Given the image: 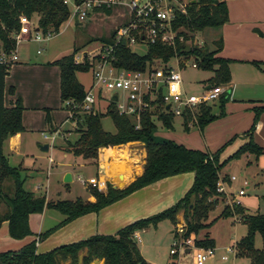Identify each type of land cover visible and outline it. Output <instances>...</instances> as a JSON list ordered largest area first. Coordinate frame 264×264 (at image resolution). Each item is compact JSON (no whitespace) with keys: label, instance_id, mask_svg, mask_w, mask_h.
Here are the masks:
<instances>
[{"label":"trees","instance_id":"16d2710c","mask_svg":"<svg viewBox=\"0 0 264 264\" xmlns=\"http://www.w3.org/2000/svg\"><path fill=\"white\" fill-rule=\"evenodd\" d=\"M85 0H73L81 4ZM113 8L96 9L94 12L110 15ZM70 9L64 0H0V52L9 55L16 49L17 38L28 39L29 34L20 32V19L26 18L31 22L36 18L34 30L42 35L58 34L63 24L69 19ZM228 21V12L225 2L219 0H190L185 6V13L175 11L172 29L176 33L172 44L156 40L146 43L144 53H137L128 46L118 43L114 46L112 65L118 70L152 71L155 67L171 64L175 58L191 57L196 67L212 71V76L206 82L212 86L224 85L230 81V63L232 60L218 55L222 48V39L210 43H192L196 34H204L207 30L217 29ZM114 33L108 39H100L102 44H111ZM77 49L69 54L62 55L51 63L59 68V94L62 107L72 111V121L76 122L78 137L67 141L65 150L74 156L94 160L102 147L124 144L130 141L142 140L145 149V159L142 173L123 188L113 187L107 183L105 190L86 186V191L94 197L93 201L82 198L57 199L47 201L45 195H36L25 190L24 178L21 170L11 167L3 152L4 142L12 135L24 130L22 112L24 105L20 97L4 104L5 76L9 64L0 62V226L6 221L8 234L13 239H23L33 235L29 227V215L41 213L44 208H51L61 213L64 218L55 227L58 228L76 217L89 212H97L103 207L120 200L132 192L147 186L165 177L193 172V181L187 191L170 207L137 219L118 229L115 234H94L85 239L59 245L45 252L37 251V242H40L55 228L37 234V238L22 245L18 250L0 252V264H61L69 261L70 264H90L93 260H101L102 264H151L140 253L135 232L149 226H156L162 219H168L172 225L173 236H177V214L182 211L184 219L182 238H189L192 234L204 231L200 238H194L198 247H214V239L207 229L209 212L214 209L219 196L217 182L220 180L219 171L222 166L231 160L246 153L258 156L262 148L252 139L241 144L224 161H219V154L224 148L221 146L215 152L193 149L171 139L158 140L154 135L155 120L171 129L174 115L162 111L161 96L158 93L155 108L140 114L139 121L128 115L118 114L113 102L109 103L105 112H81L78 105L86 91L77 79V72L88 71L92 68L99 56L91 60L84 54L83 61L74 60ZM258 64L257 62H254ZM182 67L181 64H179ZM13 93V87H10ZM224 96L220 97V108H223ZM70 102L74 107L68 105ZM253 123L249 133L255 128L258 115L264 111V106L254 107ZM222 113V111H221ZM220 113V114H221ZM219 114V115H220ZM104 115L111 117L115 132L103 129L101 118ZM217 116L212 113L208 104H201L192 114L185 110L182 114L183 127L196 120L200 130ZM49 122V117H46ZM138 125V126H137ZM137 126V127H136ZM228 143V142H227ZM86 185V184H84ZM221 215H237L246 225V233L234 245L237 256H247L249 264H264V211L249 212L240 203L226 205ZM259 233L263 239L261 248L254 245V236ZM173 237V238H174ZM177 258V254L172 255Z\"/></svg>","mask_w":264,"mask_h":264},{"label":"crops","instance_id":"0c3cea01","mask_svg":"<svg viewBox=\"0 0 264 264\" xmlns=\"http://www.w3.org/2000/svg\"><path fill=\"white\" fill-rule=\"evenodd\" d=\"M219 1L225 2L227 6L228 21L217 29L209 30V35L211 37L210 42L218 39H222V48L218 53V55L232 60L230 63L231 78L227 84L223 85L225 91L229 92L228 95H226V92L223 95L224 96L223 108L222 109L220 108V97L222 95L219 97L218 100L208 102L207 104L211 106L212 113L217 116L212 122L219 120L220 117L222 116L223 117L226 116V114H228L230 111V106L236 108L241 118H240L239 126L236 127L234 126L228 133H226L225 141L224 142L221 140L218 141L217 148L215 149V151L218 150L224 144H226L224 145V148L219 154V161L222 162L229 155H231L241 144L248 141L249 135L251 134V139L262 148L263 152L258 156H255L254 154L251 153H246L241 155L240 157L246 156L248 163H253L256 169H258V171L264 176V111H261L259 113L258 119L255 124V128L252 133L251 132L249 133V128L253 123V118L255 115L253 108L264 106V0H219ZM34 19L35 18H32V20ZM69 21L70 19H68L64 24H66ZM206 33L207 31L205 32V34ZM25 40L28 39H22L21 41H25ZM14 52H15L14 53V58H15V56L17 57V53L16 51ZM254 62H257L258 64H255ZM174 63L175 60H173L172 64ZM209 86L210 84H208L205 81L203 90L208 88ZM5 87H6V83H5ZM58 87H59V77H58ZM239 89L242 90L241 93ZM17 97L20 96L15 95L11 97L9 100V104ZM215 103H218L217 112L216 111L214 112L212 107ZM4 104L8 106L5 102V89H4ZM24 110H25V106L23 111ZM98 111L100 110L98 109ZM180 118L182 119V125H183V118L182 117ZM70 121L72 123L73 129H75L76 122L72 121L69 118V112H68V115L66 116L64 122H70ZM46 122L45 124H48ZM22 123L24 130L10 136L4 142L3 152L7 158L8 164L11 167H17L21 170L20 171L21 175L24 178L23 181L24 189L31 191L36 195H42V192L41 193L37 192L42 188L43 186L42 183H38L39 186L38 189L35 188L30 189L27 187V184L31 179L36 180L38 174L43 172L44 167L42 166H46L47 170L50 169L49 166H51L52 168L53 160L51 157H49V164L47 165H45L41 160L45 153L49 152L51 149L57 148V145L56 143L53 144V142L50 143L47 137L42 138L38 134L32 136L34 134V131L31 128L26 127L23 121V116H22ZM191 125H196V124H190L189 126ZM59 126L55 125L53 128H51V130L53 131L52 139L54 140L56 137L54 132L56 131V129H58ZM40 134L42 135L46 133L44 130H42ZM67 141L68 140L65 141V146ZM133 142L130 141L125 144L102 147L98 151V157L94 160L83 159L81 157L74 156L70 152L66 151L65 147L63 149L58 148L60 151L70 154L73 158V161L68 162L66 164H61L60 166H62V169L55 170L54 173L55 175H58V177H60L62 181L64 175L67 172L70 173L71 175V180L69 182L73 181L74 178L76 179L82 178L86 180L87 178L82 175L81 168H83L84 166H93L95 168L96 173L95 175H90L88 178L92 176L96 178H101L104 179L106 183H111L112 185H115L118 188L122 187L123 185L125 186L129 184L132 180H134L137 176H139L143 171V165L145 159V149L143 142H138L140 143L139 147L135 145L131 146V143ZM46 143L48 144V150L47 152H42L38 148V144H46ZM178 143L184 144L182 142H178ZM184 145L189 148L198 149L195 147L188 146L186 144ZM137 151H139V154L137 153ZM137 154L140 157H138ZM237 159L231 160L228 163L231 164L232 161H235ZM118 172H119L118 175L119 177L121 175L120 173L127 174L128 179L125 183L123 184L115 183L114 179L116 177L114 176L113 173H118ZM193 176H194L193 172H186V173H181V174L162 178L132 192L131 194L127 195L126 197L118 201H115L103 207L97 212H89L79 217H76L73 220L55 229V231L51 233V237H52L50 238L51 240L49 242H46L47 244H43L44 242L41 243V241L37 242L36 243L37 251L45 252L59 245L85 239L94 234H106V235L115 234L118 231V229L125 226L126 224H129L137 219L144 218L146 216L162 211L173 205L180 197L183 196V194L190 187L193 181ZM219 176H220V180L231 188L232 181L229 179V177L231 176L230 173L227 172L223 173L221 172L220 169ZM36 181H40V180H36ZM69 182H64V183L68 184ZM262 184L264 186V180ZM249 185L250 182H248L247 187L241 186L239 188V189L243 187L245 188V194L242 196L248 194L247 189ZM83 186L86 188V185L83 184ZM233 191L237 196L238 191L236 192L235 189ZM256 191H254L256 192L254 193V196L258 197V199L260 197L264 204V188L262 190L256 189ZM45 193L46 191L44 192V194ZM45 197L47 201L54 200V199H50L47 196V194H45ZM140 197L144 198L143 202L134 201L135 199ZM237 197L239 198L241 196H237ZM84 199L93 201L94 197L87 192V195ZM239 202L243 207H245L244 206L245 203H242V201ZM246 209L251 213L255 211L263 212L264 205L263 206L258 205L254 211H251L248 208ZM177 217H178L177 223L179 221L184 220L182 213H180L179 215L177 214ZM63 218L64 216L61 213L51 208H44L43 211L38 214L36 213L30 214L29 227L33 235L27 236L23 239L11 238L8 234L7 222L6 221L2 222L0 226V252L6 250H12V251L18 250L22 245L30 242L33 239H36L37 234L45 230L55 228L63 220ZM228 218L231 225H234L237 222V221L233 222L231 216H229ZM219 220L222 219H216L212 222H207L210 223V227L207 229V231L209 232L212 238L213 236L210 230L211 226L215 221H219ZM239 222L243 223L242 221ZM147 230L148 228L136 231L134 237L137 241V244H139L138 247H140L139 250L141 255L148 262H151V264H153L154 262L145 256V249L143 247L144 244L143 238H146ZM172 230H171V235L173 238L174 236L172 234ZM245 230H247V228ZM245 233L243 235H245ZM237 241L238 240L236 239L231 241V243L225 248L226 259L222 258V256L224 255H221L219 257V259L222 262L233 261L234 258L237 256L236 251L232 253L231 251L227 250L228 248L233 247ZM214 242H215L214 245L215 253L213 256L209 257L205 261V263L216 256V251L218 248H216L215 239ZM261 247L262 245L256 248H261ZM168 258L169 259L167 260V264H178V256L177 258H173L172 255L169 253ZM61 264H70V262L64 261ZM94 264H102V261L98 260V262ZM188 264H192V260Z\"/></svg>","mask_w":264,"mask_h":264},{"label":"rangeland","instance_id":"374dc122","mask_svg":"<svg viewBox=\"0 0 264 264\" xmlns=\"http://www.w3.org/2000/svg\"><path fill=\"white\" fill-rule=\"evenodd\" d=\"M175 1H179L181 4L186 5L190 0ZM128 20V10L126 7L122 6L113 8L110 15L91 12L84 21L76 22L70 20L61 27L58 34L52 35L50 38L41 37L42 40L37 42L33 40L34 28L36 26L35 18L31 21L32 31L28 40L17 43L15 49L17 57L15 56L12 63L9 64L8 73L5 76V102L9 105L11 97L15 95L20 96L22 98V103L25 106V110L22 113L23 121L26 127L31 128L34 131L32 136L38 134L42 138L47 137L50 143L53 142V144L56 143L57 145V148L51 149L49 152L45 153L41 160L47 165L49 164V157H51L53 160L52 168L49 166L50 169L47 170L46 166H42L44 167L43 172L38 174L36 179L40 181L31 179L27 184L28 188L38 189V183H42V188L37 192H42V195L47 194L50 199L54 200L76 199L78 197L84 199L86 197L87 191L83 186L81 179L74 178L73 181L65 184L61 178L54 173L55 170L62 169V166H60L61 164L73 161L70 154L64 153L59 149L65 147L66 140L73 142L79 134L76 129H73L71 121L64 122L68 115V110L62 108L63 105L60 100L58 87L59 68L51 62L62 55L71 53L74 48L77 49L75 56H77L81 62L83 61L84 54L89 60H91L102 44L99 40L108 39L118 27L128 22ZM210 41L211 37L209 35V30H207L206 34H196L192 43L201 44L210 43ZM130 48L137 53H144L146 44H133ZM178 61L179 64L182 65L180 73L184 90L188 94H200L203 90L204 82L212 76V71L192 67L191 57L186 59L178 58ZM76 76L85 91L93 86L92 68L88 71L77 72ZM215 86H221L224 88L223 85ZM10 87H13V93L10 92ZM95 87L96 86L93 87V91L97 94L99 89ZM239 91L240 93L242 92L240 89ZM228 94L229 92L226 91V95ZM101 95L102 99L100 104H96V107L99 106V108H97L101 112H105L109 93L102 90ZM223 95L224 94H222V96ZM215 104L212 107L214 112H217L218 103ZM47 116L49 117V122H46ZM240 118L241 116H239V112H237L236 108L230 106V111L226 116H222L219 120L214 122H212V120L210 123L206 124L202 130L196 125H191L188 130H185L182 125V119L179 116H175L172 129H166L160 121L155 120L156 127L154 135L158 140L171 139L212 153V151H215L217 148L218 141L221 140L224 142L226 139V133H228L234 126H239ZM45 122L48 124H45ZM55 125L61 126H59L54 132L56 135V137L54 136V140L52 139L53 131L51 128ZM101 125L106 131L115 132V126L110 116L104 115L101 118ZM42 130H44L46 134L41 135L40 132ZM138 142L143 141L136 140L131 143V146L135 145L139 147L140 143ZM137 153L139 154V151H137ZM138 154L137 156L140 157ZM81 171L82 175L87 179L90 175H95L96 173L93 166H84L81 168ZM221 172L235 175L237 179L231 182L232 189L226 184L223 185L226 194L219 196L214 209L209 212L206 222H212L216 219L222 220L215 221L211 226L210 230L216 241V248L218 249L216 251V256L213 259L208 260L205 264H249V258L247 256H236L233 261L228 262H222L219 259L221 255L226 254L225 248L231 243V241L235 239L239 240L246 231L245 225L239 222V216H231L233 222L237 221L234 225H231L228 220L229 216L221 215V213L226 205L231 208V204L240 203L239 201L245 203L244 206L251 211H254L258 205L263 206L262 199L260 197L259 199L258 197H255L254 193L257 192L256 189L262 190L264 188L262 184L264 176L258 171V169H256L253 163H248L246 156H242L239 159L232 161L231 164H225L221 167ZM114 180L116 184H123L122 179L120 180L118 177ZM244 181L250 182L247 189L248 194L238 198L233 190L235 189L237 192L241 186H244ZM85 184L86 186H91L86 182ZM123 187L124 185L119 188ZM45 191L46 193L44 194ZM143 200L144 198L140 197L134 201L143 202ZM0 208H2L1 205ZM180 213H182V211L179 212L178 215ZM184 225V220L179 221L176 223V228L184 227ZM172 228L173 225L168 219H162L155 227H148L146 238H143V247L145 249V256L153 261V264H167L169 250L174 239L171 235ZM55 229L48 233V235L41 240V243L44 242L43 244H47L46 242L51 240V233L55 231ZM202 234L203 231L200 230L197 234H192L189 238H200ZM262 243L263 239L261 235L256 233L254 236V245L260 247ZM191 260L192 250L188 253L179 251L178 264H188ZM93 262L94 261L90 264H94Z\"/></svg>","mask_w":264,"mask_h":264},{"label":"built area","instance_id":"2783aa9c","mask_svg":"<svg viewBox=\"0 0 264 264\" xmlns=\"http://www.w3.org/2000/svg\"><path fill=\"white\" fill-rule=\"evenodd\" d=\"M64 3L70 9L69 19L76 22L84 21L96 9L122 6L126 7L129 13L128 22L116 29L113 43L101 44L95 54L99 58L92 66L93 86L86 91L78 105L81 112L89 113L98 110L96 104L99 105L102 99V90L109 93L107 103L113 102L118 114L132 116L137 122L142 112L152 111L155 108L153 102H155L158 93L161 96L162 111L182 117L185 110L193 114L201 104L218 100L226 92L221 86L210 85L200 94H188L182 86L177 58L174 59V64L157 66L152 71L118 70L111 63V60L114 59V46L122 43L123 40L126 41L128 47L139 43H154L156 40L172 44L176 36L172 29L175 11L185 13V4L175 0H85L81 4H75L73 0H64ZM20 23L21 33H31L30 21L21 18ZM41 37L50 38L51 35L44 36L39 31H34V41H41ZM19 41L21 39L17 38V43ZM14 51L8 56L0 52V62L11 64L14 59ZM74 60L76 63L81 62L77 56L74 57ZM191 66L196 67V64L192 62ZM94 86L99 89L97 94L93 91ZM114 94H116V100H112ZM66 103L72 107L75 106L70 102ZM167 104L169 105L168 109L165 108ZM68 112L69 118H72L73 112L70 110ZM192 124H196L195 119ZM78 179H81L83 184L86 182L98 190L106 189L107 186L106 181L101 178ZM229 179L233 181L236 176L231 175ZM243 184L245 187L248 186L247 181H244ZM223 185L224 182L219 180L216 191L226 194ZM244 194V187L237 192V196ZM178 228H176L178 235L174 237L169 250L171 255L177 254L178 256L179 251L191 252L192 250V264H204L209 257L214 255V247L195 246L192 238L180 237L183 233V226ZM227 250L235 252L234 246ZM222 258L226 259V256L224 255Z\"/></svg>","mask_w":264,"mask_h":264},{"label":"water","instance_id":"95a60500","mask_svg":"<svg viewBox=\"0 0 264 264\" xmlns=\"http://www.w3.org/2000/svg\"><path fill=\"white\" fill-rule=\"evenodd\" d=\"M37 31V30H36ZM123 46H126V41L125 40H123L122 41V43H121ZM112 100H116V94H114L113 95V97H112ZM168 107H169V105L167 104L166 105V109H168ZM38 148L42 151V152H47V150H48V144L46 143V144H38ZM71 180V175H70V173H66L65 175H64V177H63V181L64 182H69ZM113 187H116L115 185H113ZM81 254L79 255V258H78V264H80L81 263ZM94 261V263H97L98 262V260L97 259H95V260H93Z\"/></svg>","mask_w":264,"mask_h":264},{"label":"bare ground","instance_id":"6f19581e","mask_svg":"<svg viewBox=\"0 0 264 264\" xmlns=\"http://www.w3.org/2000/svg\"><path fill=\"white\" fill-rule=\"evenodd\" d=\"M128 173V172H127ZM115 177H118L120 180L122 179V182L125 183L128 179V176L126 173H120V177L118 176L119 175V172L118 173H113Z\"/></svg>","mask_w":264,"mask_h":264}]
</instances>
